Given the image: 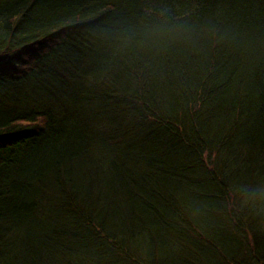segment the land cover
Returning a JSON list of instances; mask_svg holds the SVG:
<instances>
[{"label": "trees", "instance_id": "16d2710c", "mask_svg": "<svg viewBox=\"0 0 264 264\" xmlns=\"http://www.w3.org/2000/svg\"><path fill=\"white\" fill-rule=\"evenodd\" d=\"M264 0H0V264H264Z\"/></svg>", "mask_w": 264, "mask_h": 264}, {"label": "clouds", "instance_id": "9594fccd", "mask_svg": "<svg viewBox=\"0 0 264 264\" xmlns=\"http://www.w3.org/2000/svg\"><path fill=\"white\" fill-rule=\"evenodd\" d=\"M249 192L251 193L250 195L246 196V201L255 204L256 199L258 198H264V188H255V189H250Z\"/></svg>", "mask_w": 264, "mask_h": 264}]
</instances>
